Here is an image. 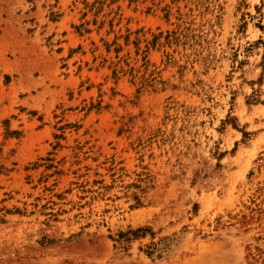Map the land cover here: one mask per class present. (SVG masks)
<instances>
[{"label":"rangeland","instance_id":"374dc122","mask_svg":"<svg viewBox=\"0 0 264 264\" xmlns=\"http://www.w3.org/2000/svg\"><path fill=\"white\" fill-rule=\"evenodd\" d=\"M0 264H264V0H0Z\"/></svg>","mask_w":264,"mask_h":264}]
</instances>
